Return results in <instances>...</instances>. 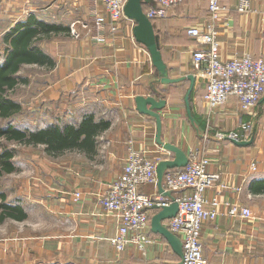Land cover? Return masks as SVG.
I'll return each instance as SVG.
<instances>
[{
	"label": "crops",
	"instance_id": "1",
	"mask_svg": "<svg viewBox=\"0 0 264 264\" xmlns=\"http://www.w3.org/2000/svg\"><path fill=\"white\" fill-rule=\"evenodd\" d=\"M221 3L220 59L230 61L245 53L264 58V0H249L244 12L239 11L241 0ZM104 12L98 0H0V14L9 18L8 26L0 32L2 48L10 43L5 35L16 26L44 21L68 28L38 42L52 57L53 67L22 65L21 70L38 66L44 76L36 100L17 101L21 113L24 106H37V112L30 111L33 114L18 127L78 125L87 115L111 121L110 128L97 138L96 152H65L57 156L60 161L52 168L38 159L33 169L25 166L18 170L22 172L20 184L6 189L1 185L7 202L19 205L26 217L6 218L0 223L5 226L4 235L0 233V264H178L170 245L151 227L146 255L133 244L117 251L110 239L118 233V220L102 203L103 195L123 171L129 140L158 162L174 158L156 142L155 119L135 107V98L153 95V86L158 91L156 97L167 101L159 112L163 140L187 155L192 150L203 151L209 172L219 176L205 193L207 208L220 213L205 221L201 229L205 259L209 264H264V95L255 115L239 111L236 99L208 114L203 102L206 82L196 77L191 106L198 131L190 123L185 103L190 81L159 83L149 52L133 36L135 23L124 19L112 35L107 28H96L95 17ZM208 17V0H184L166 19L154 22L170 77L195 74L192 53L197 43L187 29L205 28ZM21 70L18 74L27 82L20 86H28L31 77ZM52 75L53 81L48 79ZM235 133L239 139L254 137V141L238 146L225 139ZM219 134L226 136L219 138ZM141 191L150 196L159 193L157 184ZM233 206L249 208L252 217L232 215ZM155 212L151 211V217Z\"/></svg>",
	"mask_w": 264,
	"mask_h": 264
},
{
	"label": "built area",
	"instance_id": "2",
	"mask_svg": "<svg viewBox=\"0 0 264 264\" xmlns=\"http://www.w3.org/2000/svg\"><path fill=\"white\" fill-rule=\"evenodd\" d=\"M98 1L103 4L105 14L100 13L95 17L96 28H107L115 35L121 22L126 19L124 6L127 0ZM183 1L153 0L145 13L150 20H163L173 7ZM248 7L249 0H241L239 11L244 12ZM222 11L221 0H208L209 17L206 27L192 26L187 29L188 35L197 43V48L192 53L194 75L206 82L203 102L208 114L227 105L231 99H236L239 111L255 115L259 100L264 95V58L245 53L230 61L220 59L218 22ZM71 28L74 32L72 25ZM97 39L105 40L104 37ZM225 136L218 135L219 138ZM230 136L238 138L236 133ZM187 156L186 167L169 170L164 176L163 187L172 193L179 207L176 216L164 221V225L182 241V264H209L204 257L200 237L203 223L216 219L220 214L207 208L205 198L206 191L219 176L209 172V160L203 151L192 150ZM157 164V160L138 151L134 142L129 140L123 171L102 197L105 209L118 220V233L110 239V243L119 252L133 244L142 255H146L151 243L150 209L154 205L163 207L172 203L168 196L159 193L150 196L141 191L142 187L157 184ZM79 197L80 194L76 193L75 198ZM230 213L244 219L252 217V212L247 207L233 206Z\"/></svg>",
	"mask_w": 264,
	"mask_h": 264
},
{
	"label": "trees",
	"instance_id": "3",
	"mask_svg": "<svg viewBox=\"0 0 264 264\" xmlns=\"http://www.w3.org/2000/svg\"><path fill=\"white\" fill-rule=\"evenodd\" d=\"M148 6L143 5L145 12ZM66 31L68 28L61 25L37 21L34 26H16L5 35L10 43L5 48L3 61L0 62V121L6 122L0 125V178L18 171L13 161L16 151L8 143L33 147L42 145L45 152L52 157L74 150L90 154L97 150V138L111 126L110 120H96L93 115L85 116L78 125L60 126L52 123L39 129H20L12 123L13 118L22 111L21 105L12 97L16 89L27 82V79L18 74L22 65L53 67L55 64L52 57L43 52L38 42L51 33ZM25 217L26 214L19 205L7 202V195L0 184V223L6 218L22 220Z\"/></svg>",
	"mask_w": 264,
	"mask_h": 264
},
{
	"label": "water",
	"instance_id": "4",
	"mask_svg": "<svg viewBox=\"0 0 264 264\" xmlns=\"http://www.w3.org/2000/svg\"><path fill=\"white\" fill-rule=\"evenodd\" d=\"M146 4L152 5L153 0H127L124 6V15L126 18L135 23V26L133 28V36L135 40L139 44L143 45L149 52L152 65L156 69L157 76L159 77L158 82L166 85L175 84L184 80L190 81V87L185 95V103L191 125H193L198 131H200V128L198 127L197 122L192 114L191 106V94L194 90L196 76L194 74H188L179 78H173L169 76V69L164 61L161 50L160 36L156 33L154 23L147 17L143 9V5ZM151 89L153 95H140L135 98V107L141 114L148 115L155 119L157 127L156 142L164 150L173 153L174 158L169 160H161L156 166V174L158 180L157 187L159 190V194H161L162 196L170 197L172 199V203L168 206L163 207H159L157 205L151 207L150 210L156 212L151 217L150 227L153 233L161 235L167 241L173 252L179 258L178 264H182V261L184 259L182 241L176 234L171 232L164 225V221L176 216L179 207L172 193L165 190V188L163 187V179L167 171L175 168L186 167L188 164V156L187 153L184 152L181 148L163 140V124L161 114L159 112L165 108L167 101L163 98L156 97L158 93L156 87L153 86V88ZM225 139L232 141L238 146H249L254 141V137H251L249 140H245L233 138L230 135L226 136Z\"/></svg>",
	"mask_w": 264,
	"mask_h": 264
},
{
	"label": "rangeland",
	"instance_id": "5",
	"mask_svg": "<svg viewBox=\"0 0 264 264\" xmlns=\"http://www.w3.org/2000/svg\"><path fill=\"white\" fill-rule=\"evenodd\" d=\"M8 16H5L4 13L0 14V32L3 31L6 26H8ZM1 38V37H0ZM5 52V48H2V46L0 47V56H2V54H4ZM22 74L24 75H29L30 78V82L28 86H19L16 91L12 94V97L14 100L19 101V102H24V104H26L25 101L31 102L33 100L37 99V93L38 90L41 88V86H39V82L41 81V78L44 76L43 75V69H40L38 66H27V67H23L21 70ZM54 76H50L48 79L53 81ZM24 110L23 112L16 116L15 118H13L12 123L15 126H19V124L21 125L23 122H26V116L31 115L33 113L30 114V111L33 112H37V106L35 104V106L33 105L32 108H27L28 106H24ZM6 122L1 121L0 125H4ZM9 147L14 148L16 151V156H15V160L14 163L17 166L18 170L20 169H24L25 166L33 169V164H36V162L40 161V163H44L46 167H53V164H55L57 161H60V158L58 157H52V156H48L44 153V147H42V145L39 146H25V145H19L17 143H8L7 144ZM41 146V147H40ZM33 154L34 156L31 157L33 159H27V157H30V155ZM40 154V155H38ZM45 154V155H43ZM60 157V156H59ZM44 160V161H42ZM22 171V170H21ZM22 176V172H14L11 173V175H5L4 178H0V183L3 187V189H6L8 187H10L12 184L14 185H18L20 184V179ZM53 179V178H52ZM17 181V182H16ZM54 182V179H53ZM8 190V189H7ZM3 224V223H2ZM2 224H0V233L4 235V231H5V226H3ZM3 226V228H2Z\"/></svg>",
	"mask_w": 264,
	"mask_h": 264
}]
</instances>
